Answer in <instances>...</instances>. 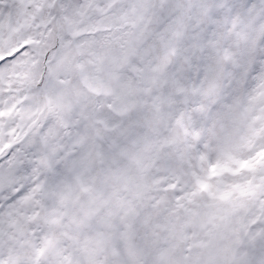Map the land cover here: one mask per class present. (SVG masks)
I'll list each match as a JSON object with an SVG mask.
<instances>
[{"label":"snow or ice","instance_id":"obj_1","mask_svg":"<svg viewBox=\"0 0 264 264\" xmlns=\"http://www.w3.org/2000/svg\"><path fill=\"white\" fill-rule=\"evenodd\" d=\"M0 264H264V0H0Z\"/></svg>","mask_w":264,"mask_h":264}]
</instances>
